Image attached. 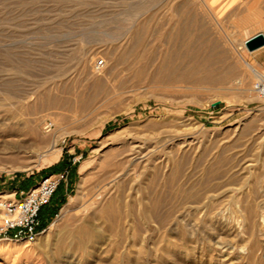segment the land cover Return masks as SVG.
I'll use <instances>...</instances> for the list:
<instances>
[{"label": "rangeland", "instance_id": "obj_1", "mask_svg": "<svg viewBox=\"0 0 264 264\" xmlns=\"http://www.w3.org/2000/svg\"><path fill=\"white\" fill-rule=\"evenodd\" d=\"M211 2L0 0V198L66 172L0 264H264V214L237 211L264 168L244 65L264 74V56H239L238 18Z\"/></svg>", "mask_w": 264, "mask_h": 264}, {"label": "built area", "instance_id": "obj_2", "mask_svg": "<svg viewBox=\"0 0 264 264\" xmlns=\"http://www.w3.org/2000/svg\"><path fill=\"white\" fill-rule=\"evenodd\" d=\"M66 172L49 175L18 200L0 198V238L5 241L32 243L41 230L39 215L47 207L59 185L65 180Z\"/></svg>", "mask_w": 264, "mask_h": 264}, {"label": "bare ground", "instance_id": "obj_3", "mask_svg": "<svg viewBox=\"0 0 264 264\" xmlns=\"http://www.w3.org/2000/svg\"><path fill=\"white\" fill-rule=\"evenodd\" d=\"M190 2V1H189ZM192 2V1H191ZM210 8V7H209ZM211 9V8H210ZM179 46V45H178ZM193 51V50H192ZM191 51V52H192ZM175 53V52H174ZM194 55V53H193ZM172 56V55H171ZM176 56V55H175ZM189 56H192V53L190 55L189 53ZM204 62V61H203ZM209 61H206V63H204V65L201 66V68H205V65L208 64ZM244 65L250 69V72L253 74L254 78L257 80V86H255V90L253 88V91L256 93V94H259L260 96H264V74L262 73H259L255 68L249 66L247 63L244 62ZM196 66V65H195ZM193 72V71H192ZM258 91V92H257ZM258 95V96H259ZM29 112V111H28ZM29 114V113H28ZM32 114V112H31ZM39 114V113H38ZM28 116V115H27ZM30 118H31V115H29ZM28 120V119H27ZM41 120V119H40ZM26 124L28 125L26 128L25 127H21L20 124L16 123L12 126H8L7 130L9 132L10 135H14V136H19V135H34V132L38 130V124H39V121L38 120H30L29 122H26ZM25 131V133H24ZM37 136V135H36ZM39 136V135H38ZM23 138V137H22ZM40 139V138H39ZM35 140V138H34ZM17 141V140H16ZM262 141V140H260ZM259 141V142H260ZM27 142H22L21 143H16V142H13L12 143V148L16 149V148H19V147H25L24 145H26ZM35 143V142H34ZM33 144V143H32ZM31 144V145H32ZM37 144V143H36ZM34 147V146H32ZM35 148V147H34ZM260 148V147H259ZM24 149V148H23ZM26 149V148H25ZM32 150V149H31ZM36 151V150H35ZM259 152V151H258ZM17 153V152H16ZM58 153L59 151H53V158L56 159L58 157ZM243 155V154H242ZM264 158V157H263ZM59 160V159H58ZM259 160V159H258ZM263 163H264V159L262 160ZM261 164V163H260ZM17 165V164H15ZM262 165V164H261ZM263 166V165H262ZM261 166V167H262ZM24 167V166H23ZM128 168V166H127ZM248 168V167H247ZM262 168H260L261 170ZM259 171V170H258ZM257 173V172H256ZM85 176V175H84ZM260 182H259V187L256 189V190H252V195L250 196L249 200H244V193L240 190V188L237 190L238 191V199L240 198V201L238 203V212L240 213V216L242 218L245 219L246 223H249L250 225H254L255 224V221L256 219H258L259 217H262L263 214H264V168L262 169L261 173H260ZM83 179V178H82ZM177 181V180H176ZM228 182V181H227ZM247 182V181H245ZM111 184V183H110ZM226 184V183H225ZM220 185V188H221V184ZM219 185L217 187H219ZM238 185V184H237ZM247 185V184H245ZM235 187V186H234ZM238 187V186H237ZM81 188V187H80ZM79 188V189H80ZM146 188V187H145ZM245 188V186H244ZM243 188V189H244ZM254 188V187H253ZM98 189V188H97ZM100 189V188H99ZM143 190V189H142ZM145 190V189H144ZM147 190V189H146ZM220 190V189H219ZM218 190V191H219ZM104 191V189H103ZM139 191V190H138ZM212 190H210L211 192ZM127 192V191H126ZM140 192V191H139ZM188 192V191H187ZM209 192V190L207 191ZM105 193V192H104ZM147 193V192H146ZM184 193V191H183ZM199 193V192H198ZM212 193V192H211ZM226 193V192H225ZM186 194V193H185ZM209 194V193H208ZM224 194V193H223ZM100 195V194H99ZM103 195V194H102ZM139 195V194H138ZM141 195V194H140ZM151 195V194H150ZM196 195V194H195ZM195 195L193 197H195ZM230 195V194H229ZM247 195V194H246ZM119 196V195H118ZM197 196V195H196ZM202 196V195H201ZM216 196V195H214ZM221 195H219L220 197ZM232 196V195H231ZM249 196V195H247ZM246 196V197H247ZM147 197V196H146ZM245 197V198H246ZM98 198V197H97ZM100 198V197H99ZM141 198V196H140ZM201 198V197H200ZM146 199V198H145ZM196 199V198H195ZM224 199V198H223ZM116 200V199H115ZM219 200V199H218ZM216 201V200H214ZM95 202V201H94ZM115 202V201H114ZM149 202V201H148ZM118 203V202H116ZM212 203V201H211ZM109 204H110V201H109ZM213 204V203H212ZM111 205V204H110ZM119 205V203H118ZM228 205V204H227ZM108 206V205H107ZM112 207V206H111ZM110 207V208H111ZM108 208V207H107ZM118 208V207H116ZM112 209V208H111ZM106 210V209H105ZM116 210V209H115ZM120 210V209H119ZM210 210V209H209ZM111 211V210H110ZM113 211V210H112ZM111 211V212H112ZM232 211V210H231ZM113 214V213H112ZM111 214V215H112ZM107 217V216H106ZM261 219V218H259ZM262 220V219H261ZM112 221V220H111ZM260 221V220H259ZM39 237V236H38ZM62 240V239H61ZM97 245V244H96ZM100 246V245H99ZM44 248V247H43ZM98 253V252H97ZM91 254V253H90ZM71 255V254H70ZM67 256V255H66Z\"/></svg>", "mask_w": 264, "mask_h": 264}, {"label": "crops", "instance_id": "obj_4", "mask_svg": "<svg viewBox=\"0 0 264 264\" xmlns=\"http://www.w3.org/2000/svg\"><path fill=\"white\" fill-rule=\"evenodd\" d=\"M211 2V8L216 13H223L224 17H237L239 20V33L242 43L239 46V56H264V46L248 52L244 43L256 35L264 37V0H208ZM244 20V25L242 24ZM244 33V35H243ZM241 47V48H240ZM64 172V171H61ZM55 172L50 175L59 174ZM23 192H20L21 194ZM16 195V194H15ZM15 197V196H14ZM15 199V198H14ZM43 208L40 212L39 219L42 221Z\"/></svg>", "mask_w": 264, "mask_h": 264}, {"label": "water", "instance_id": "obj_5", "mask_svg": "<svg viewBox=\"0 0 264 264\" xmlns=\"http://www.w3.org/2000/svg\"><path fill=\"white\" fill-rule=\"evenodd\" d=\"M264 46V37L256 35L244 43V47L248 52H253Z\"/></svg>", "mask_w": 264, "mask_h": 264}, {"label": "trees", "instance_id": "obj_6", "mask_svg": "<svg viewBox=\"0 0 264 264\" xmlns=\"http://www.w3.org/2000/svg\"><path fill=\"white\" fill-rule=\"evenodd\" d=\"M42 229H43V228H42ZM42 229H41V230H42Z\"/></svg>", "mask_w": 264, "mask_h": 264}]
</instances>
